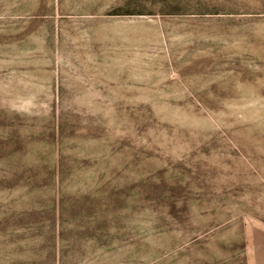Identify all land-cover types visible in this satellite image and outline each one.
I'll return each mask as SVG.
<instances>
[{"label":"rangeland","instance_id":"rangeland-1","mask_svg":"<svg viewBox=\"0 0 264 264\" xmlns=\"http://www.w3.org/2000/svg\"><path fill=\"white\" fill-rule=\"evenodd\" d=\"M0 264H264V0H0Z\"/></svg>","mask_w":264,"mask_h":264}]
</instances>
